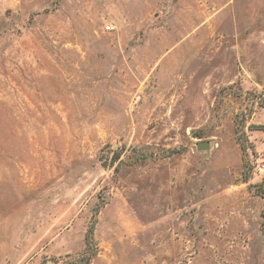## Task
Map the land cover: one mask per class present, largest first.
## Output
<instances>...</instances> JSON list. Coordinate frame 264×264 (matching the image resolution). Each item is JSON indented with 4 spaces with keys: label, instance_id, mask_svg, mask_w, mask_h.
Listing matches in <instances>:
<instances>
[{
    "label": "rangeland",
    "instance_id": "obj_1",
    "mask_svg": "<svg viewBox=\"0 0 264 264\" xmlns=\"http://www.w3.org/2000/svg\"><path fill=\"white\" fill-rule=\"evenodd\" d=\"M0 264H264V0H0Z\"/></svg>",
    "mask_w": 264,
    "mask_h": 264
},
{
    "label": "water",
    "instance_id": "obj_2",
    "mask_svg": "<svg viewBox=\"0 0 264 264\" xmlns=\"http://www.w3.org/2000/svg\"><path fill=\"white\" fill-rule=\"evenodd\" d=\"M210 144L209 142H200L197 144L198 149H207L209 148Z\"/></svg>",
    "mask_w": 264,
    "mask_h": 264
},
{
    "label": "built area",
    "instance_id": "obj_3",
    "mask_svg": "<svg viewBox=\"0 0 264 264\" xmlns=\"http://www.w3.org/2000/svg\"><path fill=\"white\" fill-rule=\"evenodd\" d=\"M107 28H113V26H108Z\"/></svg>",
    "mask_w": 264,
    "mask_h": 264
}]
</instances>
